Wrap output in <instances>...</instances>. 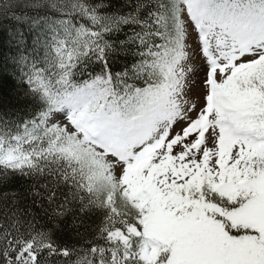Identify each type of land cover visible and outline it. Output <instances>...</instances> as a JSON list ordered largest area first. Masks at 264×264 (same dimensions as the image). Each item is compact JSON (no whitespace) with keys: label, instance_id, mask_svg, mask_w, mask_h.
<instances>
[{"label":"snow or ice","instance_id":"snow-or-ice-1","mask_svg":"<svg viewBox=\"0 0 264 264\" xmlns=\"http://www.w3.org/2000/svg\"><path fill=\"white\" fill-rule=\"evenodd\" d=\"M0 264H264V0H0Z\"/></svg>","mask_w":264,"mask_h":264}]
</instances>
